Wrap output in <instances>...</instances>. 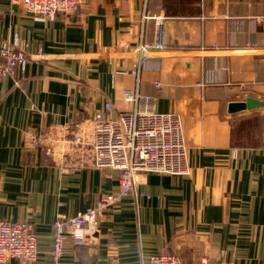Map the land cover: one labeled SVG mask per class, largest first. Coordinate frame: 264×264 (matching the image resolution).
I'll list each match as a JSON object with an SVG mask.
<instances>
[{
	"label": "crops",
	"instance_id": "0c3cea01",
	"mask_svg": "<svg viewBox=\"0 0 264 264\" xmlns=\"http://www.w3.org/2000/svg\"><path fill=\"white\" fill-rule=\"evenodd\" d=\"M4 43L25 61L0 77V218L30 222L40 250L7 264H54L56 219L117 190L86 139L106 103L119 118L137 94L179 116L191 172L141 173L61 264H264V0H89L45 21L0 0Z\"/></svg>",
	"mask_w": 264,
	"mask_h": 264
},
{
	"label": "built area",
	"instance_id": "2783aa9c",
	"mask_svg": "<svg viewBox=\"0 0 264 264\" xmlns=\"http://www.w3.org/2000/svg\"><path fill=\"white\" fill-rule=\"evenodd\" d=\"M88 2L89 0H10L12 6L40 21L76 11ZM134 53L136 65L129 72L136 75L140 73L143 61L150 56L149 48L141 41ZM24 61L18 57L14 46L0 44V77L14 74L18 65ZM129 99L139 105L134 112L113 118L110 113L113 106L106 103L107 113L98 111L95 114L93 131L86 139L93 164L97 168H112L120 173L117 190L101 197L87 210L56 219L51 250L54 264H61L69 243L73 246H91L94 243L101 220L110 205L136 187L141 173L188 175L191 172L187 166L186 144L179 116L172 112L155 111L152 97L137 94ZM38 141L39 138L33 140L36 146ZM47 152H50L49 148ZM39 256L36 233L30 222L0 218V264H7L11 259L36 261ZM150 257L149 264H184L178 256L167 252ZM197 264L213 263L203 257Z\"/></svg>",
	"mask_w": 264,
	"mask_h": 264
},
{
	"label": "rangeland",
	"instance_id": "374dc122",
	"mask_svg": "<svg viewBox=\"0 0 264 264\" xmlns=\"http://www.w3.org/2000/svg\"><path fill=\"white\" fill-rule=\"evenodd\" d=\"M203 257H206V258H208V259H210V260L212 261V259H211L210 257H208V256H203ZM203 257H202V258H203ZM202 258L200 259V261L202 260ZM200 261H199V262H200ZM199 262H198V263H199ZM212 263L214 264L213 261H212Z\"/></svg>",
	"mask_w": 264,
	"mask_h": 264
}]
</instances>
